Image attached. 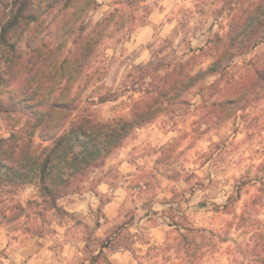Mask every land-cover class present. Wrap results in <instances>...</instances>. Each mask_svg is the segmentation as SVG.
Masks as SVG:
<instances>
[{
    "label": "rangeland",
    "instance_id": "374dc122",
    "mask_svg": "<svg viewBox=\"0 0 264 264\" xmlns=\"http://www.w3.org/2000/svg\"><path fill=\"white\" fill-rule=\"evenodd\" d=\"M259 1L147 0L144 5L151 13L141 25L137 21L131 33L125 10L124 17L111 20L94 62L71 88L78 103L73 115L85 111L101 122L129 119L162 77L191 58V50L208 46L212 52L193 68L204 70L242 19L241 11ZM97 2L98 9L71 22L77 33L84 27L89 34L115 9L124 8L115 0ZM59 21L52 14L45 23L48 30L42 35L51 37V46L63 45L70 37V26L57 39L49 33L56 32ZM74 38L62 46L63 56L73 48ZM252 62H264V36L255 48L240 50L226 76L215 74L204 81L206 87L218 83L215 88L193 87L182 96L186 104L172 105L137 129L77 190L58 201L60 212L28 220L25 215L34 218L39 208L27 202L42 201L34 186L0 189V264H91V256L103 247L99 264H182L198 257V264H246L257 222L238 226L235 215L247 204L254 220L264 225V89L230 118L215 105L224 101L228 83L249 75ZM5 92L0 85L1 100ZM19 119L9 116L3 121L0 115V139L9 136V128L23 127L25 119ZM102 181L108 183L107 191L98 188ZM231 198L238 201L227 213L224 205ZM7 202L25 208L20 223L2 220L4 213L9 215ZM182 217L187 225L212 234H206L203 247L192 249L189 257L175 251L178 232L173 224L182 223ZM34 228L42 230V236L25 231ZM167 246L169 251L152 249L146 258L148 248Z\"/></svg>",
    "mask_w": 264,
    "mask_h": 264
},
{
    "label": "trees",
    "instance_id": "16d2710c",
    "mask_svg": "<svg viewBox=\"0 0 264 264\" xmlns=\"http://www.w3.org/2000/svg\"><path fill=\"white\" fill-rule=\"evenodd\" d=\"M146 1L115 0L114 4L124 7L123 10L115 9L89 34H84V27L77 33L75 23L71 25V22L80 15L84 19L90 11L98 9L97 0H0V85L6 90V99H0V115L3 121L9 116L25 119L20 130H16L15 125L8 129V137L0 139V189L34 186L42 201L27 202L28 207L39 208L34 218L25 215L28 220L44 219L46 213L53 210L60 212L58 201L77 190L82 180L137 129L152 123L172 105L186 104L182 96L193 87L215 88L218 83L206 87L204 81L215 74L226 76L230 61L240 50L255 48L264 36V0H261L241 11L242 19L231 28L225 45L211 54L213 60L204 70L194 72L193 68L199 58L212 52L208 46L191 50V58L162 77L147 98L135 106L129 119L101 122L85 111L74 116L78 103L71 88L94 62L111 20L117 15L124 17L127 10L131 20L129 33L133 32L136 22L137 26L141 25L151 13L149 6L144 5ZM138 11L143 13L141 17ZM52 14L60 18L56 32L49 31L55 39L67 32V26L71 28L66 33L69 40L63 45L55 42L51 46L47 41L51 37L42 35L48 30L45 23ZM71 37H75L73 48L63 56L62 46H66ZM236 49L238 54L233 52ZM248 66L249 75L240 82L228 83L224 101L215 105L230 113L227 118L237 109L246 107L264 89V62H252ZM237 201L238 198L229 199L224 210L231 213ZM10 203L9 215L4 213L2 220L20 223L25 208L22 204L7 202ZM248 207L246 204L241 215H235L238 226L257 222L247 244L250 258L246 264H264V225L254 220ZM181 220L182 223L173 224L177 225L178 232L175 251L189 257L192 249L203 247L204 236L212 234L187 225L183 217ZM38 228L25 231L32 236H42ZM104 248L91 256V264H99ZM170 248H148L146 258L152 249L169 251ZM186 259L182 264H198L201 258Z\"/></svg>",
    "mask_w": 264,
    "mask_h": 264
},
{
    "label": "crops",
    "instance_id": "0c3cea01",
    "mask_svg": "<svg viewBox=\"0 0 264 264\" xmlns=\"http://www.w3.org/2000/svg\"><path fill=\"white\" fill-rule=\"evenodd\" d=\"M126 149H128V147L126 146L124 149H123V155L126 157V155H127V153H126ZM107 187H108V183L106 182V181H102L101 183H100V185H99V189L100 190H102V191H107ZM87 206V205H86ZM82 209H84L85 210V208H82Z\"/></svg>",
    "mask_w": 264,
    "mask_h": 264
}]
</instances>
